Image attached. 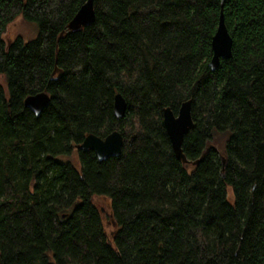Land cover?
<instances>
[{"label":"trees","instance_id":"trees-1","mask_svg":"<svg viewBox=\"0 0 264 264\" xmlns=\"http://www.w3.org/2000/svg\"><path fill=\"white\" fill-rule=\"evenodd\" d=\"M85 1L0 0V264H264V0H224L232 56L215 70L221 0H93V23L66 30ZM19 14L37 36L6 44ZM41 91L35 115L23 101ZM188 99L185 164L162 110ZM113 130L117 157L76 148Z\"/></svg>","mask_w":264,"mask_h":264},{"label":"water","instance_id":"water-1","mask_svg":"<svg viewBox=\"0 0 264 264\" xmlns=\"http://www.w3.org/2000/svg\"><path fill=\"white\" fill-rule=\"evenodd\" d=\"M223 3L224 0H221L217 27L211 38L212 56L209 61V67L211 70H215L219 66L221 59H228L232 56L233 40L225 25ZM94 19L95 12L93 0H86L71 18L67 24L66 30L78 31L91 25ZM49 102V95L45 91H41L28 95L24 99L23 104L35 115H39L42 110L48 106ZM125 112L126 101L122 94L116 93L113 97V113L117 118H122L124 117ZM162 122L175 157L187 164L188 161L182 151V142L185 134L194 124L191 111V100L188 99L183 101L176 114H174L169 107H165L162 110ZM132 139L133 138L129 140V144ZM122 146V134L118 130H113L103 138L94 134H88L83 138L80 144L76 145V148L91 149L98 160H106L109 157L119 156L122 151Z\"/></svg>","mask_w":264,"mask_h":264},{"label":"rangeland","instance_id":"rangeland-1","mask_svg":"<svg viewBox=\"0 0 264 264\" xmlns=\"http://www.w3.org/2000/svg\"><path fill=\"white\" fill-rule=\"evenodd\" d=\"M38 33V26L36 22L26 20L21 14L17 15L15 19L8 24L6 30L3 33V38L7 44L13 40L16 36H20L24 41L34 39ZM0 82L4 83L3 77L0 75ZM226 134H216L211 141V145L218 148L223 153L224 142ZM93 201L96 207L102 211L100 212L105 231L108 235L112 234L115 225L111 219L110 200L104 196H94Z\"/></svg>","mask_w":264,"mask_h":264}]
</instances>
